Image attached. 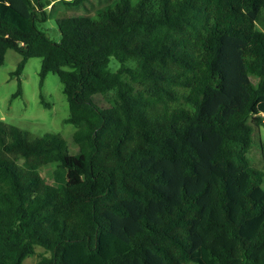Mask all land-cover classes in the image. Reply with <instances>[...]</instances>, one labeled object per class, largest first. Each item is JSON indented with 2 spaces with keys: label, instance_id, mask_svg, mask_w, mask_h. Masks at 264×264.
Wrapping results in <instances>:
<instances>
[{
  "label": "trees",
  "instance_id": "trees-1",
  "mask_svg": "<svg viewBox=\"0 0 264 264\" xmlns=\"http://www.w3.org/2000/svg\"><path fill=\"white\" fill-rule=\"evenodd\" d=\"M50 1L84 0H0V66L13 50L12 74L39 58L40 87L57 75L78 153L0 121V264L36 248L35 264H264V147L261 170L247 157L264 127V0L57 10L59 42L39 28Z\"/></svg>",
  "mask_w": 264,
  "mask_h": 264
},
{
  "label": "rangeland",
  "instance_id": "rangeland-1",
  "mask_svg": "<svg viewBox=\"0 0 264 264\" xmlns=\"http://www.w3.org/2000/svg\"><path fill=\"white\" fill-rule=\"evenodd\" d=\"M107 0H84L75 6H66L61 1H50L46 11L53 13L45 23L39 24V28L54 42H59L60 33L56 24L57 14L54 11L62 10L68 14H90L93 15L97 7ZM51 4L54 8L51 9ZM264 22V13L260 14L257 26L264 31L260 24ZM21 60V55L13 50H7L4 63L0 66V121L13 125L28 132L32 136H42L45 133H56L61 135L67 144L70 155L78 153V146L74 143L72 134L74 128L65 122L69 115L68 103L62 92V85L55 74H48L41 87L39 86L40 59L29 58L20 75L12 74ZM119 63L110 59L109 69L115 71ZM18 79L21 83V93L16 97L12 95L18 87ZM40 95L48 106L40 102ZM113 93L105 96H95L97 104L108 106L106 100L113 101ZM264 147V127H253L252 146L247 153L248 159L253 166L261 170L262 154ZM53 165H47L38 170L39 174L49 183L53 182ZM40 254L41 248H36L35 254L27 257L23 264H35Z\"/></svg>",
  "mask_w": 264,
  "mask_h": 264
}]
</instances>
